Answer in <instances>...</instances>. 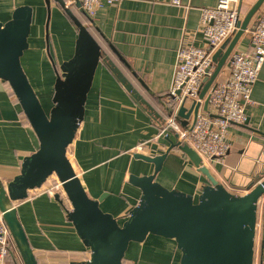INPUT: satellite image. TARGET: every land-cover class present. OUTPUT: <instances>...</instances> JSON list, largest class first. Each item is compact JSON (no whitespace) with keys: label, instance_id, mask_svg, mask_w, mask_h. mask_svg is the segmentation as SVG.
Returning a JSON list of instances; mask_svg holds the SVG:
<instances>
[{"label":"crops","instance_id":"0c3cea01","mask_svg":"<svg viewBox=\"0 0 264 264\" xmlns=\"http://www.w3.org/2000/svg\"><path fill=\"white\" fill-rule=\"evenodd\" d=\"M257 1L241 0L243 18ZM217 3L218 0H180L175 5L173 0H123L117 6L104 3L92 19L91 27L100 45L143 99H134L110 67L100 63L84 121L67 154L92 199L109 194L100 207L120 223L140 198V191L129 183L130 175L154 171L152 164L136 160L134 154L155 157L170 147L160 133L166 120L163 98L173 84L178 52L186 44L207 47L200 31L202 11L216 7ZM23 5L33 7L34 16L29 37L31 47L24 53L22 65L41 103L50 107L55 67L71 58L74 48L70 41L76 34L70 25L60 26L62 17L56 10L58 6L52 3V13L55 15L57 11L59 18L51 20L50 25V39L56 48L53 64L46 46L44 0H0V21H9L14 9ZM263 12L264 5L252 18L238 49L250 48V31ZM68 33L70 41L64 39ZM33 37L36 46L32 47ZM251 99L253 103L246 108V124L229 129L230 150L224 162L206 166L222 185L239 195L246 193L252 178L264 168V65ZM38 147V139L12 89L0 79V182L6 185L18 175L23 160ZM156 180L168 189L196 198L208 184L207 178L178 149L170 152ZM14 207L38 264L81 263L90 258L89 249L67 217L70 203L63 194L51 193L45 185L32 190L26 200ZM180 257L175 241L148 236L143 243L130 244L124 263L180 264ZM7 264H25L13 236ZM255 264H264V200L258 210Z\"/></svg>","mask_w":264,"mask_h":264},{"label":"water","instance_id":"95a60500","mask_svg":"<svg viewBox=\"0 0 264 264\" xmlns=\"http://www.w3.org/2000/svg\"><path fill=\"white\" fill-rule=\"evenodd\" d=\"M53 1L66 9L76 7L93 23L81 9L79 0H70L71 6L64 0H45L47 53L52 63L49 28ZM263 5L264 0L253 5L240 21L239 30L224 46L226 48L215 54L217 68L212 77L204 79L200 98H204L221 69L230 66L231 53ZM33 16V7L23 5L14 9L9 21H0V79L9 84L39 142L38 149L23 160L19 174L6 185L0 182V212L25 264L38 263L14 204L26 200L32 190L42 188L52 176L62 184L70 203L67 217L90 251L87 261L71 264H124L130 244L143 243L148 236L175 241L181 253L180 264H255L258 210L264 196V168L252 178L246 193L235 194L201 165L202 159L191 147L167 136L170 147L164 154L155 157L134 154L136 160L152 164L154 171L147 175H130L129 183L140 191V198L123 223L101 209L100 204L108 193L98 199L89 196L67 152L84 121L86 103L100 63L104 61L110 67L134 99L143 97L138 95L110 57H104L102 46L89 28L74 19L78 28L74 54L59 68L54 66L53 106L47 113L22 65V57L30 47ZM134 76L141 82L135 73ZM208 102L207 97L204 109H207ZM192 110L185 114V108H181L178 115L189 119ZM174 149L183 152L208 180L197 198L177 189H168L156 180Z\"/></svg>","mask_w":264,"mask_h":264},{"label":"built area","instance_id":"2783aa9c","mask_svg":"<svg viewBox=\"0 0 264 264\" xmlns=\"http://www.w3.org/2000/svg\"><path fill=\"white\" fill-rule=\"evenodd\" d=\"M79 1L81 9L93 19L104 3L117 6L123 0ZM240 2L218 0L216 7L203 9L200 31L207 41V47L186 44L179 50L173 84L163 98L168 117L160 136H170L177 142L187 144L200 156L201 165L204 166L211 162H224L230 150L227 142L229 129L233 125L246 124V108L253 103V86L264 65L263 12L250 31V48L240 50L236 47L230 56V66L225 65L221 69L204 98H200L204 79L212 77L217 68L215 54L226 48L224 46L239 30V23L243 19ZM173 3L179 5L180 0H173ZM67 4L71 6L70 1ZM207 97L209 102L207 109H204ZM181 108H185V114L193 109L189 119L179 117ZM49 187L51 193H61L63 190L58 179L55 185ZM261 200H264V196ZM12 236L0 212V264H7Z\"/></svg>","mask_w":264,"mask_h":264},{"label":"trees","instance_id":"16d2710c","mask_svg":"<svg viewBox=\"0 0 264 264\" xmlns=\"http://www.w3.org/2000/svg\"><path fill=\"white\" fill-rule=\"evenodd\" d=\"M68 1H70V0H64V3L65 4H67V2ZM52 3H55L60 9H62L63 10V12H64V14L67 16V19H68V21L64 18V17H62V15L59 13V16L61 15V17H62V22H63V25H65V26H71L73 29H74V32H75V34H76V37H72V41H70L71 40V35L68 33V34H66V37H64V39L67 41V40H69L70 42H71V44L73 45V48L75 49V42H76V39H77V32H78V28H77V25L75 24V20L74 19H77L79 22H81L82 24H84V25H87L86 23H89L90 21L87 19V17L79 10V9H77L76 7H71V8H69V9H66L63 5H61L60 3H56V2H52ZM44 5H45V7H44V11H45V18L47 17V15H48V12H47V6H46V3H45V0H44ZM54 14H55V11H54ZM57 15H58V13H57ZM60 17V18H61ZM65 21V22H64ZM60 24H61V22H59ZM90 25H91V23H90ZM87 27L89 28V30H90V32L94 35V37L97 39V37L95 36V34H94V32H93V29H92V27H90V26H88L87 25ZM63 30V29H62ZM33 31H35V28H33ZM67 35H69L70 37H68ZM98 40V39H97ZM99 42V41H98ZM66 43V42H65ZM47 44V43H46ZM102 49H103V52H104V57H106V56H108L107 55V50L104 48V47H102ZM28 51H30V49L28 50ZM26 53V52H25ZM28 53V52H27ZM73 54H74V50H73ZM73 54H72V56H73ZM71 56V57H72ZM23 59V58H22ZM70 59V58H69ZM25 61V60H24ZM102 63H104V61H102ZM7 83V82H6ZM9 85V84H8ZM53 94H54V91H53V93H52V95H51V106L50 107H45L44 106V104H42L43 105V107L46 109V111H47V113H49V111H50V109H51V107L53 106V103H52V98H53ZM168 116H167V113L165 114V118H167ZM125 260V259H124ZM125 264V263H124Z\"/></svg>","mask_w":264,"mask_h":264},{"label":"rangeland","instance_id":"374dc122","mask_svg":"<svg viewBox=\"0 0 264 264\" xmlns=\"http://www.w3.org/2000/svg\"><path fill=\"white\" fill-rule=\"evenodd\" d=\"M56 10L62 15V17H64L67 21H68V19H67V16L64 14V12H63V10L62 9H60L59 7H56ZM57 11H55V15H53V13H52V7H51V20H57V19H59L58 18V15H57ZM50 23H51V21H50ZM88 26H90L91 27V25H90V22L89 23H86ZM51 25V24H50ZM86 25V26H87ZM62 28H67L65 25H63V22L61 21V25H60ZM64 29L62 30V35H64ZM49 33H50V28H49ZM51 34V33H50ZM52 35V34H51ZM47 43V42H46ZM31 45H32V47L33 46H36V43H35V37H33L32 38V42H31ZM47 46V45H46ZM49 50H50V55L52 56V59H53V63L56 61L55 60V57H54V52H55V54H56V48H55V46H54V41L53 40H51V39H49ZM31 47V46H30ZM56 66L58 67V64L56 63ZM56 182H57V177L56 176H52L49 180H48V182L45 184L46 186H53V185H55L56 184ZM44 185V186H45ZM62 192H63V190H62ZM61 192V194H63L64 195V192L62 193ZM65 196V195H64Z\"/></svg>","mask_w":264,"mask_h":264}]
</instances>
